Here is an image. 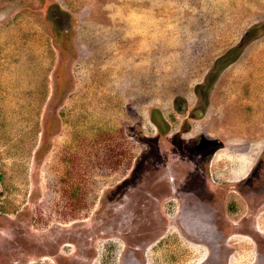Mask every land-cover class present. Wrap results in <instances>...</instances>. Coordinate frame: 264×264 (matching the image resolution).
<instances>
[{
    "label": "rangeland",
    "instance_id": "374dc122",
    "mask_svg": "<svg viewBox=\"0 0 264 264\" xmlns=\"http://www.w3.org/2000/svg\"><path fill=\"white\" fill-rule=\"evenodd\" d=\"M0 217L14 248L264 264V0H0Z\"/></svg>",
    "mask_w": 264,
    "mask_h": 264
},
{
    "label": "flooded vegetation",
    "instance_id": "af4514ba",
    "mask_svg": "<svg viewBox=\"0 0 264 264\" xmlns=\"http://www.w3.org/2000/svg\"><path fill=\"white\" fill-rule=\"evenodd\" d=\"M168 176L169 174L166 175V177L164 178H167ZM170 189L172 190L173 187L171 186ZM255 194L256 192L252 191V195H255ZM135 207L137 206H134L133 208ZM138 213L140 216L141 212L138 211ZM0 218L4 220L2 217ZM131 220L132 219H130L129 223H131ZM7 222L8 221H0V253L2 250H4L2 251V256L5 257L8 251L9 256L7 257H10L11 264H20V263L25 264L21 262L20 260H25L28 256H37L40 264H108L109 262V259L107 258L100 259L99 254L97 255V252H96L97 250L95 246V244L98 246L99 242L110 240L109 237L107 236L104 237V235L108 233L107 231H100L98 234L101 237H99L97 234L96 240H92L90 238L89 240L91 241V243L89 242V244L84 247H83L84 243L83 244L75 243L76 241L75 238H74V241H72L71 243L67 241L70 238L68 236H65L66 234H63L60 229L56 232V234L55 233L52 234L50 232L51 237L44 236L45 232L43 233L40 232L41 236L39 238L32 239L31 242H29L31 244L28 243L24 245L25 244L24 243L20 245L18 243V246L14 248L13 244L8 242L11 240V237H10L11 234L7 233V230H8ZM134 227L136 228V226ZM130 228H133V227H130ZM136 229H138L136 233H134L135 230L134 232L132 230L129 231L128 228H127L128 231L125 230L127 232H125L124 234H130L131 242L128 243L129 241L128 236L123 240L121 239V243H120V239H116V241L119 242L118 245L121 248V251L118 252L117 264H127L126 261L130 262V264L131 263L139 264L137 257L140 256L143 250H145V247H143L144 244L141 246V244L145 241H143L142 238L140 239L137 237L141 235V232L139 228H136ZM62 235L64 237H61ZM93 241H94V244H92ZM8 245L10 246L8 247ZM5 247L12 248V249L8 250V248L6 249ZM122 255L124 256L122 257ZM120 257L122 258L120 259ZM30 263L33 264V262H30Z\"/></svg>",
    "mask_w": 264,
    "mask_h": 264
},
{
    "label": "bare ground",
    "instance_id": "6f19581e",
    "mask_svg": "<svg viewBox=\"0 0 264 264\" xmlns=\"http://www.w3.org/2000/svg\"><path fill=\"white\" fill-rule=\"evenodd\" d=\"M183 175V174H182Z\"/></svg>",
    "mask_w": 264,
    "mask_h": 264
}]
</instances>
